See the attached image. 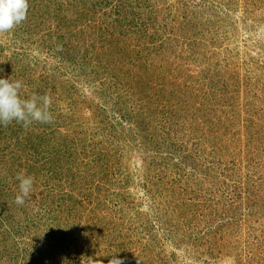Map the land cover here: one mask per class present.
<instances>
[{"label": "rangeland", "instance_id": "rangeland-1", "mask_svg": "<svg viewBox=\"0 0 264 264\" xmlns=\"http://www.w3.org/2000/svg\"><path fill=\"white\" fill-rule=\"evenodd\" d=\"M77 1L29 0L0 33V62L23 49L65 75L53 121L0 163V264H264V0H123V36L102 33L114 0ZM93 40L119 78L71 69Z\"/></svg>", "mask_w": 264, "mask_h": 264}, {"label": "trees", "instance_id": "trees-1", "mask_svg": "<svg viewBox=\"0 0 264 264\" xmlns=\"http://www.w3.org/2000/svg\"><path fill=\"white\" fill-rule=\"evenodd\" d=\"M71 1H73V3L71 4V7L70 6L66 7V11H67L66 13H69L71 9L70 14L72 16V14L75 13L74 12L75 8L78 6L77 5L78 1L77 0H71ZM114 2L116 4L115 10L114 12L110 13L108 16H116V19L114 20L111 26H108V25H105V27L103 26L102 33L103 32L108 33L112 36L113 35L116 36L119 34L123 36L125 32L124 27L119 24H121L124 19V16H122L123 15L122 11L125 10L124 6L126 5V3H124L123 0H116V1L114 0ZM83 14L84 13H82L81 15ZM194 14L195 16L198 15L197 13H194ZM67 19H68L67 17L64 18V15L60 14L61 21H66ZM112 36H110L111 39L113 38ZM102 43L104 45L103 41ZM1 45L3 46V44ZM90 45H91L90 48L87 49V52L90 51V54H87V52L86 53L83 52V54L78 56L79 58L77 57L76 60L73 58L66 59V60L72 61L71 69L75 71L76 75L82 74L80 73L82 65H84V63L86 64L87 60L92 58L93 66L95 65L99 69H102L108 78L111 79L113 76H115V78H119L121 76V73L123 72L119 71V69L113 68L111 66L113 63L110 60H108V63H103L105 62V59L100 58L101 52L99 51V48L95 49L96 40L91 41ZM118 49H121V48H118ZM18 50H17V53L15 52L11 55L9 60H6V62H0V78L21 81L23 84V87L21 90V96L23 98H29L34 94L43 96L47 94V91L50 97L53 95H56V93H58L61 90V86L64 83L65 75H62V73L61 74L48 73L47 66L44 63L47 61H41V59L37 57H31V55H28L25 51H23V49L21 51H18ZM58 52L59 51H57L56 53L58 54ZM32 62H34V65H31ZM40 68L44 69V72H41L40 74H37L35 76V71H39ZM120 69H122V67ZM86 71H87L86 72L87 75L96 73L93 69L86 70ZM106 83L107 82L103 84L104 87L107 86ZM74 86L75 84L72 83L71 85H67V88L65 89V92L68 93L66 94L65 97L69 98V102H70L69 104L72 109L76 105L74 104V102L76 103L75 98H74L75 90H73ZM52 93L54 94L52 95ZM55 98H56V101H61L65 99L62 96H57ZM51 106H53V104ZM121 107L122 105L119 104V109ZM105 110H106L105 105H97V112L95 113V115H97L98 120L102 119L101 123L102 122L104 123L106 119V117H103ZM106 125H109V124L107 123ZM19 128L25 130L24 129L25 127H23L21 123H16L15 121L10 122L7 125L0 124V163L4 162L7 165L6 166L7 168H10V166H15V136L18 133ZM5 196L7 197L8 194L5 191V187H4V183L2 179H0V201H7L5 199ZM70 199H72V197ZM3 214H5V217L8 218L6 213H3ZM229 220L226 219L228 224H229ZM0 225L3 226L2 215H0ZM211 232L212 231L209 232L208 237L206 239L210 241V252L213 255L215 242L219 243L218 242L219 239L213 238L212 237L213 232L212 233ZM199 241H201V239ZM56 264H60V263L58 262Z\"/></svg>", "mask_w": 264, "mask_h": 264}, {"label": "clouds", "instance_id": "clouds-1", "mask_svg": "<svg viewBox=\"0 0 264 264\" xmlns=\"http://www.w3.org/2000/svg\"><path fill=\"white\" fill-rule=\"evenodd\" d=\"M29 0H0V33L9 32L27 19ZM23 84L19 80L0 78V124L7 125L15 121L28 128L33 122L51 123L54 119L50 111L52 98L45 94L21 96ZM19 194L15 198L17 205H23L34 192V178L23 171L17 174ZM87 264H99L88 258ZM109 264H124L121 258L113 257Z\"/></svg>", "mask_w": 264, "mask_h": 264}]
</instances>
